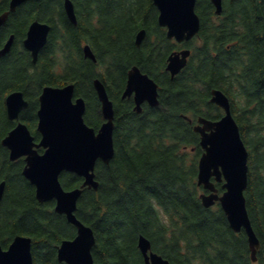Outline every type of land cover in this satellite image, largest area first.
Here are the masks:
<instances>
[{
  "label": "trees",
  "instance_id": "16d2710c",
  "mask_svg": "<svg viewBox=\"0 0 264 264\" xmlns=\"http://www.w3.org/2000/svg\"><path fill=\"white\" fill-rule=\"evenodd\" d=\"M9 2L0 0V13L9 9ZM73 2L77 25L69 19L64 0H28L0 30V47L15 35L11 50L0 57V182L6 181L0 245L7 248L17 234L28 235L34 264H67L58 260L57 245L77 234L66 216L54 210L55 201H38L36 187L23 174L24 160H9L1 140L15 122L7 116L6 95L24 92L29 106L20 117L39 139L43 87L74 83L75 95L87 102L86 122L98 129L104 119L93 82L99 77L115 106L116 152L109 164L98 162L99 188L84 189L76 212L95 231V262L145 264L138 248L143 233L173 264H264V0H223L221 15L211 0H197L201 29L185 43L193 52L174 78L166 70L167 56L181 44L159 25L153 0ZM36 18L50 23L51 30L34 64L23 39ZM142 28L147 33L138 46ZM83 42L92 46L97 62L85 57ZM135 64L160 85L159 105L145 104L142 113L134 110L132 98H122ZM213 88L230 97L249 151L247 206L262 244L256 262L245 231H233L221 205L207 208L199 196L203 149L193 124L200 115L222 116V109L210 101ZM82 180L74 172L61 174L67 190Z\"/></svg>",
  "mask_w": 264,
  "mask_h": 264
},
{
  "label": "water",
  "instance_id": "95a60500",
  "mask_svg": "<svg viewBox=\"0 0 264 264\" xmlns=\"http://www.w3.org/2000/svg\"><path fill=\"white\" fill-rule=\"evenodd\" d=\"M28 0H11L10 9L0 14V30L6 24L10 13ZM216 13L223 11V0H211ZM159 10L158 23L167 28V37L178 42L188 41L197 35L201 28V19L196 12L197 0H153ZM65 11L76 25L78 18L73 0H64ZM51 24L35 19L29 26L23 43L37 63L41 49L46 45ZM142 28L136 36V44L141 45L146 36ZM11 34L0 48V57L5 56L14 43ZM86 57L97 60L92 47L83 48ZM191 55L190 48L173 51L169 54L167 70L174 78L186 67ZM94 87L102 103V113L106 121L97 130L85 120L86 100L78 97L74 100L75 84L65 86H44L40 94L38 109L41 133L36 141L29 126L23 121L11 129L1 140L9 149V159L25 157L24 176L36 187V197L40 202L55 200V211L65 214L67 220L75 225L77 234L73 239H64L57 245V258L67 264H97L93 248L97 238L92 226L81 221L76 212L84 188L98 189L100 182L96 177L99 160L109 164L115 155V109L107 88L101 79H94ZM211 101L221 106L225 114L216 120L203 116L198 118L194 130L200 133V144L204 149L198 165V185L209 191L200 197L205 207L220 202L227 215L231 228L239 232L245 229L253 260L261 248V240L253 226L245 192L249 185V152L242 138L240 126L235 119L229 97L220 89H212ZM134 95L135 110L142 112V104L147 101L158 106L159 83L148 73L134 65L128 74L123 97ZM29 106L24 92L16 90L6 97L7 115L11 120L20 118V113ZM44 148L43 152L39 148ZM63 171L75 172L84 178L80 187L66 190L60 176ZM223 182L224 192L219 193L216 182ZM6 181L0 182V208L4 197ZM138 247L145 264H172L169 259L152 250L149 237L141 233ZM0 264H34L32 238L17 234L7 248L0 245Z\"/></svg>",
  "mask_w": 264,
  "mask_h": 264
},
{
  "label": "bare ground",
  "instance_id": "6f19581e",
  "mask_svg": "<svg viewBox=\"0 0 264 264\" xmlns=\"http://www.w3.org/2000/svg\"><path fill=\"white\" fill-rule=\"evenodd\" d=\"M74 24V23H73ZM84 52V51H83ZM88 58V57H87ZM131 69V68H130ZM130 71V70H129ZM128 74H129V72H128ZM127 80H128V78H127ZM127 84V83H126ZM125 88H126V86H125ZM124 91H125V89H124ZM124 91H123V93H124ZM38 123H39V117H38ZM38 123H37V127H38ZM73 239V238H72Z\"/></svg>",
  "mask_w": 264,
  "mask_h": 264
},
{
  "label": "flooded vegetation",
  "instance_id": "af4514ba",
  "mask_svg": "<svg viewBox=\"0 0 264 264\" xmlns=\"http://www.w3.org/2000/svg\"><path fill=\"white\" fill-rule=\"evenodd\" d=\"M21 118V117H20ZM104 120H102V122H103ZM15 124H16V122H15Z\"/></svg>",
  "mask_w": 264,
  "mask_h": 264
},
{
  "label": "rangeland",
  "instance_id": "374dc122",
  "mask_svg": "<svg viewBox=\"0 0 264 264\" xmlns=\"http://www.w3.org/2000/svg\"><path fill=\"white\" fill-rule=\"evenodd\" d=\"M0 101H1V95H0Z\"/></svg>",
  "mask_w": 264,
  "mask_h": 264
}]
</instances>
